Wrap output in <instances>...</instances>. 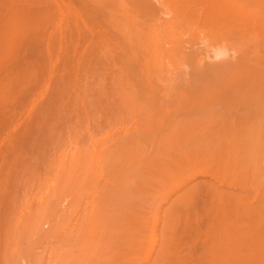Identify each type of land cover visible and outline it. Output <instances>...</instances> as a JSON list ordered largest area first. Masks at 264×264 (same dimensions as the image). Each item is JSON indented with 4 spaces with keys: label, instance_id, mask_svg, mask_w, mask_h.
<instances>
[{
    "label": "bare ground",
    "instance_id": "bare-ground-1",
    "mask_svg": "<svg viewBox=\"0 0 264 264\" xmlns=\"http://www.w3.org/2000/svg\"><path fill=\"white\" fill-rule=\"evenodd\" d=\"M196 196L264 264V0H0V264H179Z\"/></svg>",
    "mask_w": 264,
    "mask_h": 264
},
{
    "label": "rangeland",
    "instance_id": "rangeland-1",
    "mask_svg": "<svg viewBox=\"0 0 264 264\" xmlns=\"http://www.w3.org/2000/svg\"><path fill=\"white\" fill-rule=\"evenodd\" d=\"M163 7V6H162ZM168 9V8H167ZM167 9L165 8V11L163 12V13H165V17H169V15H170V11H168L167 12ZM169 10V9H168ZM169 13V14H168ZM193 23H195L194 25H193ZM193 23H182V25H179V26H177L174 30L175 31H177V33L176 32H171L169 35H166L165 37H166V39L167 40H170V39H172L173 38V36H174V34H175V37H180L181 39H182V41H184L185 39H187L188 41H193V43L194 42H196L197 44H195L194 43V45L196 46H200L199 48H202V46H206V45H208L207 44V42L206 41H210L211 42V40H209V39H211V37L208 39V37H207V28H206V24L205 23H201L200 21H194ZM188 25V26H187ZM187 26V27H186ZM192 27V32H191V27ZM201 26V27H200ZM200 27V28H199ZM187 28V29H186ZM177 29V30H176ZM189 29V30H188ZM198 29V30H197ZM186 30H188L187 32H186ZM200 31V32H199ZM184 32H186V33H184ZM196 32V33H195ZM183 33V34H182ZM199 33V34H198ZM180 34H181V36H180ZM191 35V37L193 36V34H194V37H195V39H194V37H192V39H190V36H188V35ZM195 34H196V36H195ZM172 35V36H171ZM184 35H185V37H184ZM169 36V37H168ZM203 36V37H202ZM209 36V35H208ZM168 37V38H167ZM182 37H184V38H182ZM179 38V39H180ZM206 38H207V40H206ZM166 39H164V40H166ZM180 39V40H181ZM190 39V40H189ZM195 41H194V40ZM187 40H185V44L187 43ZM209 42V43H210ZM166 42L164 41V44H165ZM206 43V44H205ZM205 44V45H204ZM168 45V44H167ZM203 47V48H204ZM230 49V48H229ZM217 50V49H216ZM212 51V49H211V47H210V52ZM212 53H217V51H215V52H211L210 54H212ZM227 53H230V54H232V51H228ZM201 175H205L206 176V178H208V174L206 175V174H198L197 175V177H203V176H201ZM37 192V191H36ZM34 193L33 192V195L35 194H37V196H30V198H32V200L29 198V196H27L31 201H33V198H34V201L35 200H39L40 198H42V196L41 195H43V194H39V196H38V193ZM44 192V191H43ZM42 192V193H43ZM32 194V193H31ZM87 194H88V196H87ZM87 194H85V196L83 197V198H85V200H83V198L81 199L84 203H85V201L87 200L86 198H88L90 195H89V193H87ZM87 196V197H86ZM26 197V196H25ZM36 197H39V199H37ZM197 198L195 199V200H193V204L192 205H194L193 207H194V210L192 211V210H190V212H192L191 214H190V212H189V214H188V220H187V222L185 223L184 222V220L183 219H181L182 220V222L184 223H181V220L179 221V223L177 224V227H176V229H175V232H176V230H177V233H175L176 234V236H175V247H176V250H177V252H178V254H179V257H180V263L179 264H203V261H204V259L206 258L205 256H207V254H206V251H207V248H208V246H209V244H210V242H211V234H210V230H211V222H212V220H213V217H214V212L211 210V208H210V206L205 202V197L204 196H196ZM66 198V197H65ZM65 198H63V200L65 199ZM66 199H68V198H66ZM63 200H61V203H62V205H61V207L63 208V206H66V204L64 205V203L65 202H68V200H65V202L63 201ZM206 200H207V197H206ZM195 201V202H194ZM83 202H80L82 205L84 204ZM208 202V201H207ZM82 205H80L79 204V206H78V208H81L82 207ZM206 205V206H205ZM75 210V209H74ZM208 210H210V211H208ZM47 212V211H46ZM70 212H72L71 211V209H70ZM191 217H190V216ZM149 216L151 217L152 215H150L149 214ZM195 216V217H194ZM191 219V220H190ZM21 234H23V231H21ZM24 235H25V232H24V234H23V236L21 237V235H20V238H23L24 237ZM31 235V234H30ZM34 235V234H33ZM34 237V236H33ZM35 238V237H34ZM29 240H32V239H30V237H29ZM28 240V241H29ZM63 241H64V243L66 244V242H65V240L63 239ZM36 242V243H35ZM35 242H33V246H32V248L34 249V250H36V251H39V252H42V251H40L42 248H41V246H42V244H41V242H42V239L40 240V243H37V242H39V238H38V241H37V239L35 240ZM44 243V242H43ZM21 244V243H20ZM20 244H19V246H20ZM37 244V245H36ZM39 244H40V248H39ZM68 244V243H67ZM44 245L46 246V244L44 243ZM37 246V247H36ZM48 246V245H47ZM68 246V245H67ZM37 248V249H36ZM67 248V247H66ZM70 248V247H69ZM35 252V251H34ZM43 253V252H42ZM45 253H47L46 251H45ZM17 254V253H16ZM48 254V253H47ZM47 254H43V256H45L46 258H47ZM19 256V255H18ZM39 256H42V255H39ZM20 257H21V255H20ZM37 255L36 256H34L33 258H31L32 259V263L31 262H28V261H30L31 259L29 258V260L27 261V263L28 264H34V263H36L35 262V260L37 259ZM45 257H43V260H44V262H40V259H38L37 261L38 262H40V264L41 263H43V264H49V263H46L45 262ZM22 258H24V257H22ZM22 258H19V257H17V258H15L14 259V261L16 262V260H17V262H18V260L19 261H21L22 260ZM40 258V257H39ZM45 258V259H44ZM53 260H51V262H50V264L52 263V264H54L55 262L56 263H58V264H68V261H55V259L54 258H52ZM27 260V259H26ZM49 260V261H50ZM76 260H78V259H76ZM23 261V260H22ZM21 261V263L22 264H24L25 262H22ZM24 261H25V259H24ZM34 261V262H33ZM79 261V260H78ZM78 261H75L76 262V264H77V262ZM83 261V260H82ZM13 263V264H16V263ZM47 262H48V260H47ZM85 262V261H84ZM83 262V263H84ZM86 262H88V264L90 263L89 261H87L86 260ZM85 262V263H86ZM205 262V261H204ZM19 264H21L20 262H18ZM17 263V264H18ZM26 263V264H27ZM55 263V264H56ZM72 263V262H71ZM71 263H69V264H71ZM39 264V263H38ZM72 264H74V262L72 263ZM80 264H82V263H80Z\"/></svg>",
    "mask_w": 264,
    "mask_h": 264
}]
</instances>
